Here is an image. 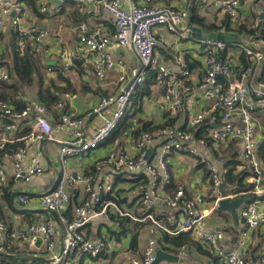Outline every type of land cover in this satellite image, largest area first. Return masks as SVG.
Segmentation results:
<instances>
[{
	"label": "built area",
	"instance_id": "built-area-1",
	"mask_svg": "<svg viewBox=\"0 0 264 264\" xmlns=\"http://www.w3.org/2000/svg\"><path fill=\"white\" fill-rule=\"evenodd\" d=\"M21 1L0 0V33L6 20H9L10 25L18 31L16 43L21 52L25 50L27 42L30 44L32 54L47 55L48 48L43 46L47 32L35 25L20 28L26 12ZM95 1L96 7L109 14L115 24V32L110 38L89 34L84 26L79 30L80 49L92 54L96 76L99 79L104 77L105 72L112 67V62L106 54L108 47H131L140 65L129 70L130 83H127L126 75L123 74L119 78L120 89L100 98L86 112L83 118L94 120L89 134L83 124V118L64 115L60 122L53 126L47 120L49 109L42 104H25L24 108L18 111L9 102L0 101V120L7 121L0 125V151L3 152L2 158L14 164L13 179L29 181L43 173L39 156L31 157L27 168L22 167V162L34 144L53 140L55 132L64 131L71 134L70 140L59 143V159L62 162L75 157H85L89 152L96 150L112 137L136 91L143 86L149 73H152L154 82L162 90L159 108L169 116L177 115L184 105L193 103L194 86L191 82V70L195 65H202L203 70L199 71L201 80L197 88L201 91L203 99L212 102L213 106L192 114L185 129L166 125L138 132L133 145L135 156L119 148V138H116L113 141L115 149L106 160L116 173L125 170L131 175L141 173L148 177V181L139 187V202L144 211L159 199L165 207L178 209L182 213V219L174 230L162 228L150 215H146L142 220L151 221L170 235L188 234L195 241L215 248L223 240L224 235L221 232L204 230L202 222L211 214L212 208L205 207L203 198L189 197L181 188L170 195L163 192L170 183L167 157L173 152L193 156L203 166L207 175L216 208L221 199L232 200L246 197L248 194L253 196L252 201L239 209L240 244H244L253 231L264 226V163L258 153L259 145L264 143V40H257L246 32L235 36L232 32H227L226 27L236 29L243 25L244 17L240 9L245 4L252 3L260 5L263 18L254 17L248 29L263 28L264 0H195L192 6L196 10H201L204 17L198 16L201 19L200 23L193 25L191 22L187 24L189 9L137 6L130 3L129 9L124 10L117 0ZM40 12L52 13L48 7V0H44L40 5ZM218 18L220 22L217 24ZM159 28L172 34L178 44L183 40L196 38L199 53L202 54L199 64L195 56L183 57L181 52L171 53L172 67L166 66L158 59L156 49L164 43V36L157 34ZM210 34H214L215 38H207ZM219 36L222 39H218ZM240 36H245V40ZM230 49L236 52L230 54ZM195 54L198 55L197 52ZM68 66L69 63H66L65 67ZM8 80V73L0 69V82ZM57 106H61V103ZM258 114L263 115L262 122L257 120ZM31 115H34L35 119L32 124L29 123V132L20 139L13 138L12 135L18 129L16 123L30 118ZM133 123L136 124L135 119L132 120ZM204 125H211L213 128L209 130L207 136L197 142L209 144V151L220 164L225 162L221 154L223 148L232 142L239 146L235 160L247 172L244 184L250 187L249 191L221 194L223 188L232 190L233 185L226 181V169H217L198 152L194 132ZM155 140L160 142L158 151L148 159L147 148ZM16 142L21 143L17 150L13 152L5 150L7 146ZM102 165L103 162L96 163L93 166V173L83 178L64 175L56 188L39 196L37 200L39 207L51 213L53 218H48L42 223H31L25 231L16 233L7 232L6 226L0 222V253L10 252L17 240L36 242L39 237L49 260L37 264H69L74 258L83 257L94 260L106 252L112 243L104 240L91 241L80 232V229L98 217L109 220L132 217L116 201L105 198L107 195L110 197L116 195L108 177L94 187L96 175L102 170ZM6 182V174L0 168V188H3ZM70 182L82 183L86 194V198L73 209L72 219L66 216L70 200L66 184ZM16 200L24 207H30L32 203V199L26 195L18 196ZM54 219L63 226L62 245L58 253H55ZM156 249V242L149 240L142 258L131 261L130 264H153L156 260ZM180 254L183 257L187 256L184 245L181 246ZM218 256L221 257L222 264H250L237 254L222 257L221 253H218ZM260 264H264V255L260 259Z\"/></svg>",
	"mask_w": 264,
	"mask_h": 264
},
{
	"label": "crops",
	"instance_id": "crops-1",
	"mask_svg": "<svg viewBox=\"0 0 264 264\" xmlns=\"http://www.w3.org/2000/svg\"><path fill=\"white\" fill-rule=\"evenodd\" d=\"M117 1L124 10L129 9L130 3L137 6H163L189 9V21L187 24L190 22L192 9L195 10V15L204 17L201 10H196L192 6V2L195 0ZM21 2L26 12L20 28L35 25L45 30L47 37L43 41V46L48 48V54H32L30 44L27 42L25 50L21 52L16 43L18 31L10 25L9 20H6L0 33V58H5L3 61L6 65H2L0 69L5 70L9 75L7 66H10L9 57L13 51L18 52L20 55L29 54L38 58L40 61L38 62L39 67L45 74V86H55L64 92L60 95L59 100L48 110L47 120L50 124L55 126L64 115L83 118L86 112L100 98L111 95L120 89L121 83L119 82V78L123 74L126 75L127 83L131 82L129 70L140 65L131 47H108L106 49V54L112 62V67L100 79L95 73L92 54L80 49L78 35L81 26L85 27L87 33L95 34L99 37L110 38L115 32L113 18L109 14L99 10V7H96L97 1L48 0L51 14H42L40 12V5L44 0H22ZM240 11L244 17L242 24L248 26L254 17L261 16L262 14L260 5L252 3L245 4ZM219 22L220 19L218 18L216 23L218 24ZM191 25L193 24L191 23ZM157 34L164 36V43L156 49V56L166 66H173L172 52H181V55L187 58L195 56L196 62L199 64L198 61L201 60L202 54L199 53V45L196 38L192 37L178 44L172 34L167 33L161 28L157 29ZM241 37L242 40H245V36ZM196 52L198 55L195 54ZM229 52L230 54H234L236 51L230 49ZM66 63H69L68 67H65ZM49 68H51L50 71L48 70ZM190 68L192 69V67ZM200 70H203L202 65H195L191 70V82L194 86L192 93L193 103L184 105L178 114L174 116H169L159 108L158 103L161 100L162 90L154 82L152 73H149L146 80L151 79L150 76H152L150 84L147 88L142 86L136 91L129 106L130 112L127 111L126 115L134 113L133 118L129 120V127L122 129V132L117 135L116 133L112 135L111 138L99 145L96 150L89 152L85 157H75L67 159L65 162L59 159V143L71 139V134L68 132H55L53 140L34 144L25 156L22 167L27 168L30 165L31 157L39 156L43 173L29 181H15L13 179L15 172L13 162L2 158L0 155V168L4 171L7 178L6 185L0 188V222L6 226L7 232L16 233L25 231L26 227L31 223H42L48 218H53L51 213H47L39 207L37 202L39 196L56 188L62 176L68 175L73 178H83L93 173V166L96 163L103 162L102 170L96 175L94 187L96 188L108 177L115 191V197H118L117 203L122 209L129 212L132 218L139 221L125 217L121 218L124 221L122 225L120 222H117L120 219L109 220L105 217L93 219L84 225L80 229V232L91 241L104 240L113 245L94 260H87L85 257L81 259L74 258L69 264H130L131 261L142 258L143 250L149 240H154L157 248L171 255H176L179 258V261L176 263L162 261L159 264H201L208 263L209 261L212 264H222L218 253H221L222 257L237 254L245 258L250 264H260V259L264 255V226L253 231L246 242L240 244L239 220L237 224H234L228 213L223 211H221L223 213H218L216 211L217 208L211 195L207 175L204 173L203 166L193 156L173 152L167 157L166 165L170 174V182L173 181L179 187L178 189H183L189 197L199 196L203 198L205 207L212 208L211 214L202 222L204 230L208 232H221L224 238L215 248L208 247L204 243L197 241H195L196 244H185L186 257L181 256V247L173 248L172 251H169L162 249L158 242L161 241L162 232H165L170 237L179 235H170L162 228L174 230L182 219L181 211L165 207L159 199L147 211H144L139 202V187L148 181V177L141 173L131 175L125 170L116 173L106 160L108 155L115 149L113 148V141L116 138H119V148L124 149L129 155L135 156L136 153L133 145L137 134L136 131L141 130L143 124L148 125L149 128H153L172 120V126L185 129L192 114L213 106L212 102L203 99L201 91L197 88L201 80ZM19 95L22 103L21 110L25 104H41L37 100L35 85L22 88ZM58 103H61V106H57ZM262 116V114L256 116L259 122L263 121ZM34 119V115H31L30 118L16 123L18 129L12 137L16 139L24 137L29 132V123L32 124ZM134 119L136 120V124H132V120ZM6 122V120L1 119L0 125ZM93 122V119L88 120L83 118L87 134L91 132ZM211 128H213L211 125H204L194 132L198 152L208 163L216 166L217 169L229 170L230 167L233 169V176L239 173H243L246 176L247 172L235 160L239 152V146L236 143H229L222 149L221 154L225 162L220 164L209 151V144L205 145L197 142L202 137L207 136ZM25 131H27L26 134H24ZM18 144L21 145L20 142L9 145L8 151L13 152L17 150ZM159 145L160 142L155 140L148 146L146 151L148 159H151L157 153ZM229 161H232L233 164L230 163L226 166ZM244 180L243 182L245 183ZM66 190L70 196L69 209L66 216L68 219H72L74 217L73 209L86 198V194L83 184L79 182L66 184ZM228 191L230 190L223 188L221 194L230 195L233 193ZM5 192L8 195L9 201L5 200ZM163 192L170 195L175 191L168 192L164 188ZM21 195H26L32 199L30 207H24L17 202L16 198ZM105 198L110 199L111 197L107 195ZM146 215H150L162 228L149 220H142ZM54 221L56 222L55 253H58L62 245L63 226L57 220L54 219ZM37 239H40V237ZM166 247L170 246L166 245ZM11 251L15 254L8 255L2 253L3 255H0V264H2L1 259L8 256L12 258L9 257V260L5 261V264H18V262L19 264L21 262L22 264H37L49 260V256L44 253L42 242L36 244V242L17 240L14 242ZM215 255L216 257L214 258Z\"/></svg>",
	"mask_w": 264,
	"mask_h": 264
},
{
	"label": "trees",
	"instance_id": "trees-1",
	"mask_svg": "<svg viewBox=\"0 0 264 264\" xmlns=\"http://www.w3.org/2000/svg\"><path fill=\"white\" fill-rule=\"evenodd\" d=\"M192 14L190 16V22L193 23H200L201 19L195 15V10L192 9ZM225 26H226V22ZM227 32H232V34H241L246 32L248 35H252L255 37V39H261L264 40V27L258 30H249L248 29V25H241L239 27H237L236 29H230L228 26L226 27ZM5 58H0V67L2 65H6V63H4ZM9 65L7 66V71L9 72V80L8 81H3L0 82V101H5V102H9L14 109L16 110H21L22 107V103L20 100V95L19 93L21 92L22 88L24 87H32L33 85L36 86V94H37V100L41 103L44 104L48 109L51 108L52 105H54L60 98V95L64 92L61 91V89L55 87V86H45V74L43 73L42 69L39 67V63L40 62L38 60V58L34 57L33 55H20L18 52L13 51L12 55L9 57ZM150 78L152 79V76H150ZM151 79H147L144 83V87L147 88V86L150 84V80ZM52 88V89H51ZM129 108H128V110ZM126 111V114H127ZM132 112V111H131ZM124 115V117L122 118V120L120 121L117 129L114 131L113 135H116L118 133L122 132V129H126L127 127H129V120L131 118H133L134 113L132 112L131 114L128 113V115ZM166 125H172V120H169L168 123L159 125L158 127H163ZM151 130V128L148 127V125L143 124V128L138 132H142V131H149ZM27 131L24 132V134H26ZM18 146L20 147L21 145L18 144ZM17 146V147H18ZM9 146L6 147V151L8 150ZM259 156L262 159L263 163H264V143L259 145ZM3 152L0 151V155L2 156ZM233 164L232 161H229V163L227 162L228 166L229 164ZM233 169L229 167V170H227V174H226V181L230 184L233 185V189L228 191V192H233V193H240V192H245V191H249V188L247 185L244 184L243 180H244V175L243 173H239L237 175H234ZM179 187L172 182H170L166 187L165 190H167L168 192H172V191H176ZM4 197L6 201H9L8 199V195L6 194V192L4 193ZM246 197L252 201L253 200V196L248 194L246 195ZM111 200H114L116 202H118V197L114 196L110 198ZM218 213H223L219 210H216ZM0 214H1V209H0ZM123 219L118 220L117 222H120V224L123 225L124 221H122ZM160 243V247L162 249H166L169 251H172L173 248H179L185 244H196L194 239H191V237H189L188 234H179L176 237H170L168 236L165 232H162V237H161V241H158ZM158 243V244H159ZM166 245H169L170 247H166ZM6 254H15L14 252L10 251L9 253ZM9 257H4L2 260V264H5V261L9 260ZM12 258V257H11ZM10 258V259H11ZM25 261V260H24ZM24 263V262H23ZM19 264V262H18ZM22 264V262H21Z\"/></svg>",
	"mask_w": 264,
	"mask_h": 264
},
{
	"label": "water",
	"instance_id": "water-1",
	"mask_svg": "<svg viewBox=\"0 0 264 264\" xmlns=\"http://www.w3.org/2000/svg\"><path fill=\"white\" fill-rule=\"evenodd\" d=\"M261 18H263V15H261ZM207 38L214 39L215 36H214V34H210V35H207ZM218 39H222V37L219 36ZM226 41H228V40L226 39ZM13 198H14V195H13ZM249 202L250 201L247 197H238V198H235L232 200L221 199L220 201H218L217 210L228 213L231 216L234 224H237L239 209L243 205H245ZM39 243H41V239H37L36 244H39ZM0 255H3V254L0 253ZM162 261L176 263L179 261V258L176 255H171L169 253L162 251L160 248H157L156 249V260L153 264H159Z\"/></svg>",
	"mask_w": 264,
	"mask_h": 264
}]
</instances>
